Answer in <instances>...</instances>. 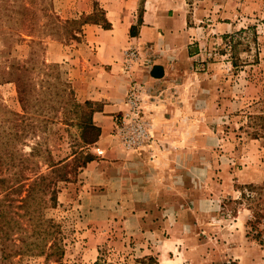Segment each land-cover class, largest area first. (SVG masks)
Instances as JSON below:
<instances>
[{
    "label": "rangeland",
    "instance_id": "1",
    "mask_svg": "<svg viewBox=\"0 0 264 264\" xmlns=\"http://www.w3.org/2000/svg\"><path fill=\"white\" fill-rule=\"evenodd\" d=\"M185 1L201 27L209 31L221 24L231 30L228 35L210 36L201 69L215 77L204 83L214 87L219 109L204 114L206 127L219 144L215 155L203 161L206 169L215 171V177H205L204 195L207 200L215 196L216 207L204 208L203 220L193 225L198 229V250L154 251L156 241L130 239L114 225L106 236L94 238L80 206L84 191L78 186L77 170L71 184L60 185L59 206L45 212L60 226L62 264H160L164 262L160 256L172 264H264V246L247 226L248 203L235 202L242 187L264 185V0ZM67 9L62 0H0V155L12 152L27 158L37 147L35 157H28V174L46 172V152L55 160L78 152L75 168L81 166L84 155L90 154L81 137L88 142L97 139L91 126L97 106L84 102L71 81L72 70L81 65L79 47L69 42V36L102 17L96 9L93 18L69 19L60 14ZM75 39L78 44L79 38ZM50 40L68 46L62 48L67 62H46ZM15 64L35 68L25 75L33 96L32 108L22 120L16 116L22 115L16 78L8 75ZM194 164L189 161L190 167ZM10 264H44V258L26 256Z\"/></svg>",
    "mask_w": 264,
    "mask_h": 264
},
{
    "label": "crops",
    "instance_id": "2",
    "mask_svg": "<svg viewBox=\"0 0 264 264\" xmlns=\"http://www.w3.org/2000/svg\"><path fill=\"white\" fill-rule=\"evenodd\" d=\"M62 1L68 11L60 14L66 18H93L96 9L102 17L80 26L78 44L69 36L79 47L81 65L70 74L72 84L84 102L97 106L92 126L99 133L87 146L94 160L78 176L90 232L99 239L114 225L130 239L156 241L154 251H197L199 234L193 225L203 220L204 208L216 207L215 196L211 202L204 195L205 177H215V171L203 161L215 155L219 144L204 114L219 109L214 87L204 83L215 77L201 69L210 36L231 30L221 24L209 31L201 27L185 0ZM49 42L46 62H67L62 48L68 46ZM130 48L139 61L125 74L123 53ZM132 81L147 91L150 138L128 151L116 135V124ZM190 160L195 162L191 167ZM159 258L160 264H172L170 258Z\"/></svg>",
    "mask_w": 264,
    "mask_h": 264
},
{
    "label": "trees",
    "instance_id": "3",
    "mask_svg": "<svg viewBox=\"0 0 264 264\" xmlns=\"http://www.w3.org/2000/svg\"><path fill=\"white\" fill-rule=\"evenodd\" d=\"M138 24H141V19ZM135 31L136 28L133 27L131 35H135ZM35 55L36 52L32 57ZM8 70V75L16 78L22 108V115L16 116L22 120L32 108L33 96L25 75L35 68L15 64ZM92 128L98 137V130L94 126ZM96 140L88 142L81 137L85 146L94 144ZM36 149L32 148L27 158L16 157L12 152L0 155V264H10L12 260L26 256L44 258V264H62L64 247L60 226L53 219L47 218L45 212L59 206L60 185L71 184L76 171L92 162L94 157L85 154L81 166L75 168L78 152L73 151L58 160L53 159L50 152H46L43 160L46 172L28 174L26 165H29V159L35 157ZM3 167H6L5 171ZM239 192L240 198L235 202L238 205L243 201L248 203L251 216L247 226L251 228L250 233H256L253 238L264 246V185H246ZM260 226L263 229L259 230ZM94 264L101 263L97 261Z\"/></svg>",
    "mask_w": 264,
    "mask_h": 264
},
{
    "label": "built area",
    "instance_id": "4",
    "mask_svg": "<svg viewBox=\"0 0 264 264\" xmlns=\"http://www.w3.org/2000/svg\"><path fill=\"white\" fill-rule=\"evenodd\" d=\"M125 74H129L139 61V54L130 48L124 51ZM147 91L144 85L132 81L126 93L125 111L120 114L116 124V135L124 149L137 150L149 140V126L145 117L144 103Z\"/></svg>",
    "mask_w": 264,
    "mask_h": 264
}]
</instances>
